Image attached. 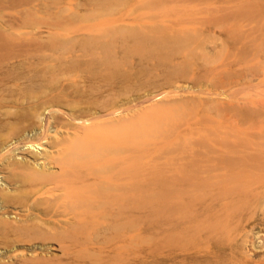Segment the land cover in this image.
Returning a JSON list of instances; mask_svg holds the SVG:
<instances>
[{"label": "bare ground", "instance_id": "obj_1", "mask_svg": "<svg viewBox=\"0 0 264 264\" xmlns=\"http://www.w3.org/2000/svg\"><path fill=\"white\" fill-rule=\"evenodd\" d=\"M145 1L159 19L135 36L174 41L171 69L194 88L146 92L136 112L79 106L86 86L55 80L96 54L94 35L6 38L18 48L0 51V264H147L153 194L130 141L160 163L158 264H264L252 255L264 248V0Z\"/></svg>", "mask_w": 264, "mask_h": 264}, {"label": "rangeland", "instance_id": "obj_2", "mask_svg": "<svg viewBox=\"0 0 264 264\" xmlns=\"http://www.w3.org/2000/svg\"><path fill=\"white\" fill-rule=\"evenodd\" d=\"M2 1L3 3L0 4V25H9V35L1 36V52L8 51L13 47L18 48L6 44L9 38L14 43H20L25 40L26 36L28 38V36L33 37V35L87 34L94 35L103 41L96 54L73 58V62H68L65 65L62 63L56 67L58 73L55 75V80H59V83L67 81L70 85L86 86L82 97L76 99V104L80 101L79 106L87 105L102 109L113 105L119 111L132 110V112H136L148 102L143 97L146 92L157 93L161 90H174L176 88L178 92L186 94L189 92L185 86L194 88L192 78L174 74L171 69L179 59V52L174 41H166L159 36L156 29L147 30L142 35L135 36V34L144 31L139 29L143 22L159 19V7L157 5H152V7L145 0ZM6 38L8 39L6 40ZM67 47L69 50H66L73 51L72 48L74 47ZM86 49L88 53L94 48L92 46L85 47L84 52ZM41 51L37 50L34 51L36 54L27 55L33 59L32 56L38 57L44 52V50ZM61 51L59 53L64 56V47L63 53ZM22 52L27 53L26 51ZM189 60L190 58L185 65L189 64ZM55 62L52 59L39 60L35 67L49 68L50 64ZM159 96L161 94L157 95V97ZM52 132H48V136L52 135ZM192 135L199 137L197 133ZM180 140L179 149L189 151V147H195L192 142L185 143V141ZM130 146L136 149L134 154L142 156L139 160L144 164L147 187L149 186L148 190L153 194L152 199L149 196L147 198L150 209L146 211V221L143 224L145 225L144 230L147 227L143 231L144 256L147 264H158L159 234L156 228L158 212L157 202L154 200L157 198V195L154 196L157 191L155 182L157 178H154V173L160 163L159 160L158 163L152 160L153 149L149 151L148 156V152L143 154L134 141H130ZM16 157L19 158L20 155H16ZM147 171L152 172V175H149L150 173ZM154 190L156 191L154 192ZM256 213H261L260 209ZM48 245L55 248L53 249L54 253H60L54 242ZM134 247L137 248V245ZM257 250L252 252L255 260H264V248Z\"/></svg>", "mask_w": 264, "mask_h": 264}]
</instances>
